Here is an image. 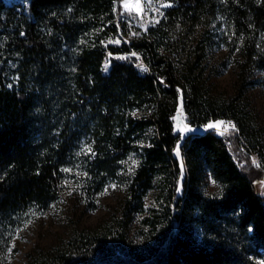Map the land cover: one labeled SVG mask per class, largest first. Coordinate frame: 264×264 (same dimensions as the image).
I'll return each instance as SVG.
<instances>
[{"label":"trees","instance_id":"trees-1","mask_svg":"<svg viewBox=\"0 0 264 264\" xmlns=\"http://www.w3.org/2000/svg\"><path fill=\"white\" fill-rule=\"evenodd\" d=\"M120 1L0 0V264L25 218L60 198L76 160L92 191L124 176L125 214L154 188L163 210L140 245L118 218L124 243L108 230L77 232L30 264H264V196L233 152L264 153L243 101L254 72L264 84V0H165L155 24L116 44L128 35ZM211 25L235 53L228 96L216 92L198 39ZM179 102L190 124L223 117L236 131L181 138Z\"/></svg>","mask_w":264,"mask_h":264},{"label":"rangeland","instance_id":"rangeland-1","mask_svg":"<svg viewBox=\"0 0 264 264\" xmlns=\"http://www.w3.org/2000/svg\"><path fill=\"white\" fill-rule=\"evenodd\" d=\"M6 1L23 4L28 0ZM135 3L136 0L120 1V13L128 28V35L121 33L113 37V42L116 44L126 42L129 38L128 36H134L140 32L147 31L151 25L159 20L163 8L166 7L165 5L169 4L165 0H139V11L134 7H125L126 4L134 5ZM212 27L214 26L211 25L210 32L205 35H198V39H205L204 41L207 42L204 50L205 62L212 66L210 78L216 92H221L223 96H228L234 92L235 87V53H229L230 50L227 44L220 39L218 32L214 28L212 29ZM209 35L210 39L206 40L205 37ZM196 42V40L193 41L194 44ZM124 55L126 54L120 56ZM249 78L254 81L246 87L243 101L251 113L253 123L263 129L264 142L263 78H261L259 72H254ZM136 114L141 115L143 111H138ZM172 119L174 130L179 133L181 138L188 134L196 135L207 131H213L221 136H230L236 131L234 122L229 118L223 117L209 120L201 125L190 124L180 102L177 104ZM217 121H223L226 124L230 122L232 125H235V128H228L225 131L224 126H218L217 128L207 127L208 124ZM185 125L191 130L181 132L180 128H183ZM89 148L85 144L81 150L89 152ZM237 149H233V152L238 162L243 169L251 174L257 192L264 196V153L261 157L253 149H245L244 151L247 153H243L242 148V150L240 148ZM135 163H133V156H131L129 160L121 164L118 170L119 174H122L124 171H130ZM68 169L70 171L65 176L60 198L50 203L45 209L32 211L25 218L22 225L14 231L10 244L7 247L4 261L1 264H30L34 262L35 258L42 255V252L65 245L67 240L75 236L77 232L91 234L108 230L107 238L109 240L116 243H124L117 239V233H115L118 227L116 221L118 218L123 219L126 223L125 233L127 240L140 245L141 239L150 229V222L155 218L153 216H156V214H159L163 210V201L158 199L157 188H154L142 197L141 205H138L136 208L130 206L126 210L127 214H125L123 206L128 199L130 200L131 196L123 175L107 176L101 186L96 191H92L86 185L88 182L85 181L88 176L80 160L73 161L72 164L68 165ZM172 210H174L173 207ZM153 234L155 233H150L151 236Z\"/></svg>","mask_w":264,"mask_h":264},{"label":"snow or ice","instance_id":"snow-or-ice-1","mask_svg":"<svg viewBox=\"0 0 264 264\" xmlns=\"http://www.w3.org/2000/svg\"><path fill=\"white\" fill-rule=\"evenodd\" d=\"M165 6H170V5H165ZM125 7H134V8H136L139 11L140 10L139 0H136V3L134 5H127L126 4ZM218 126H224L225 131H227L228 128H235V125H232L230 122H228L226 124L223 121H217L215 123H210V124L207 125L208 128H217ZM190 130L191 129H189L186 125L183 128H180V131L181 132H187V131H190ZM88 150H89V152H91V148H89ZM176 153H177V155L180 154V147H179V145L177 146ZM133 163H135V161H133ZM65 171H70V169H65ZM113 187H115V185H113ZM29 223H30V221H29Z\"/></svg>","mask_w":264,"mask_h":264}]
</instances>
